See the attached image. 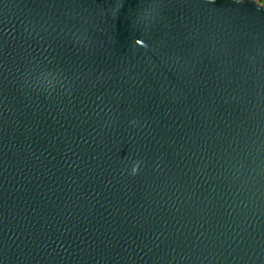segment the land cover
I'll use <instances>...</instances> for the list:
<instances>
[{
	"label": "water",
	"instance_id": "95a60500",
	"mask_svg": "<svg viewBox=\"0 0 264 264\" xmlns=\"http://www.w3.org/2000/svg\"><path fill=\"white\" fill-rule=\"evenodd\" d=\"M0 264H264V5L0 0Z\"/></svg>",
	"mask_w": 264,
	"mask_h": 264
},
{
	"label": "trees",
	"instance_id": "16d2710c",
	"mask_svg": "<svg viewBox=\"0 0 264 264\" xmlns=\"http://www.w3.org/2000/svg\"><path fill=\"white\" fill-rule=\"evenodd\" d=\"M260 4H264V0H257Z\"/></svg>",
	"mask_w": 264,
	"mask_h": 264
},
{
	"label": "rangeland",
	"instance_id": "374dc122",
	"mask_svg": "<svg viewBox=\"0 0 264 264\" xmlns=\"http://www.w3.org/2000/svg\"><path fill=\"white\" fill-rule=\"evenodd\" d=\"M264 5V4H263Z\"/></svg>",
	"mask_w": 264,
	"mask_h": 264
}]
</instances>
